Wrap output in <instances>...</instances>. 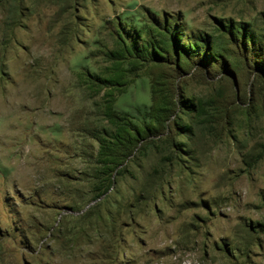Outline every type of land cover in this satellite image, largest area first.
I'll use <instances>...</instances> for the list:
<instances>
[{
    "label": "rangeland",
    "instance_id": "1",
    "mask_svg": "<svg viewBox=\"0 0 264 264\" xmlns=\"http://www.w3.org/2000/svg\"><path fill=\"white\" fill-rule=\"evenodd\" d=\"M155 26L228 65L142 66L115 102L132 122L159 73L201 109L105 174L111 128L77 76ZM227 26L260 38L264 0H0V264H264V72Z\"/></svg>",
    "mask_w": 264,
    "mask_h": 264
},
{
    "label": "trees",
    "instance_id": "2",
    "mask_svg": "<svg viewBox=\"0 0 264 264\" xmlns=\"http://www.w3.org/2000/svg\"><path fill=\"white\" fill-rule=\"evenodd\" d=\"M227 30L230 44L250 55L257 54L255 61L264 72V34L254 39L245 29L229 26ZM142 34V31H138L132 43L126 42L122 37L119 38L117 48L106 55L109 67H106L105 77L95 74L77 76V82L83 85L81 87L90 97L100 96L99 102H95L94 106L111 128L105 136L95 140L98 143L95 163L105 174L117 171L141 141L160 131H168L170 125L175 122L181 106L190 110L201 109V105L182 100L175 80L159 73L150 81L151 101L145 114L147 121L142 125L132 122L127 112L115 109V102L139 77L142 66L148 65L158 69L166 66L179 75L193 59L200 58L212 65L218 61L224 62L223 68H226L228 65L226 62L230 58L229 53L213 43L183 45L176 31H169L166 28L152 27L147 39H144ZM137 40L141 42L140 45ZM217 50H222V53L216 54Z\"/></svg>",
    "mask_w": 264,
    "mask_h": 264
},
{
    "label": "bare ground",
    "instance_id": "3",
    "mask_svg": "<svg viewBox=\"0 0 264 264\" xmlns=\"http://www.w3.org/2000/svg\"><path fill=\"white\" fill-rule=\"evenodd\" d=\"M176 229V228H175Z\"/></svg>",
    "mask_w": 264,
    "mask_h": 264
}]
</instances>
